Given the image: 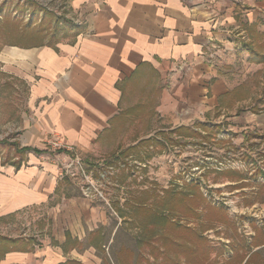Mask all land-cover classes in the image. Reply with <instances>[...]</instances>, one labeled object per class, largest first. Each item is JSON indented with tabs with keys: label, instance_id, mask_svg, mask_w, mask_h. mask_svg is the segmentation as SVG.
<instances>
[{
	"label": "crops",
	"instance_id": "crops-1",
	"mask_svg": "<svg viewBox=\"0 0 264 264\" xmlns=\"http://www.w3.org/2000/svg\"><path fill=\"white\" fill-rule=\"evenodd\" d=\"M66 3L78 26L72 39L0 48V74L29 87L15 138L24 158H0V218L19 217L28 228L2 264H102L95 245L79 246L97 233L102 202L81 190V165L67 170L56 159L118 147L126 104L138 92L162 124L215 121L264 136V0ZM52 137L66 148L50 154Z\"/></svg>",
	"mask_w": 264,
	"mask_h": 264
},
{
	"label": "rangeland",
	"instance_id": "rangeland-1",
	"mask_svg": "<svg viewBox=\"0 0 264 264\" xmlns=\"http://www.w3.org/2000/svg\"><path fill=\"white\" fill-rule=\"evenodd\" d=\"M69 11L66 0H0V48L72 39L78 26ZM28 88L0 74L1 162L24 158L15 138ZM139 95L126 104L118 147L76 164L83 193L102 202L99 229L80 248L95 245L102 264H112L108 252L115 264H264V245L256 250L264 243V136L215 121L171 133L176 127L160 123ZM69 159L56 163L72 170L78 158ZM19 219L0 218V264L28 228ZM114 230L108 251L102 245Z\"/></svg>",
	"mask_w": 264,
	"mask_h": 264
},
{
	"label": "built area",
	"instance_id": "built-area-1",
	"mask_svg": "<svg viewBox=\"0 0 264 264\" xmlns=\"http://www.w3.org/2000/svg\"><path fill=\"white\" fill-rule=\"evenodd\" d=\"M180 69H182V68H180ZM47 143H48L49 147L53 150L54 149H60L61 150L63 148H66V145H64L62 142H60L58 140V138L52 137L49 140H47ZM73 163L78 164L79 163L78 159L72 161L70 164V167L73 165Z\"/></svg>",
	"mask_w": 264,
	"mask_h": 264
},
{
	"label": "trees",
	"instance_id": "trees-1",
	"mask_svg": "<svg viewBox=\"0 0 264 264\" xmlns=\"http://www.w3.org/2000/svg\"><path fill=\"white\" fill-rule=\"evenodd\" d=\"M199 122H194V124L193 125H195V124H198ZM201 124V123H200ZM190 126H178V127H176V128H173L172 130H171V133H178V134H183V133H189L190 132ZM194 132V131H193ZM161 133H164V132H161ZM24 150V149H23ZM21 152H23V151H21ZM13 243H15V241H13Z\"/></svg>",
	"mask_w": 264,
	"mask_h": 264
}]
</instances>
